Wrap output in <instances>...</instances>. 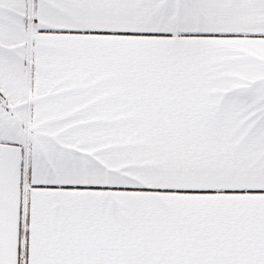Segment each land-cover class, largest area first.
I'll return each mask as SVG.
<instances>
[{
    "label": "snow or ice",
    "instance_id": "6c2138e0",
    "mask_svg": "<svg viewBox=\"0 0 264 264\" xmlns=\"http://www.w3.org/2000/svg\"><path fill=\"white\" fill-rule=\"evenodd\" d=\"M0 264H264V0H0Z\"/></svg>",
    "mask_w": 264,
    "mask_h": 264
}]
</instances>
